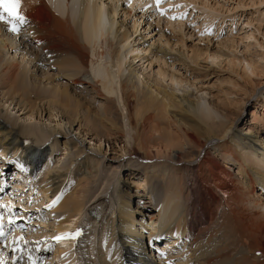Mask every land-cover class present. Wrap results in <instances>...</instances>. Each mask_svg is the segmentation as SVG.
<instances>
[{
  "label": "bare ground",
  "instance_id": "bare-ground-1",
  "mask_svg": "<svg viewBox=\"0 0 264 264\" xmlns=\"http://www.w3.org/2000/svg\"><path fill=\"white\" fill-rule=\"evenodd\" d=\"M143 1L133 0L138 5ZM19 11L27 22L18 25L19 32L14 34H19L23 47L35 46L43 50L41 58L37 59V55L31 57L44 65L46 72L57 68L61 79L79 87L87 84L93 91L97 89L96 93L107 104L105 112L108 116L118 112L111 96L119 95L126 132L122 133L106 116L110 128L103 126L102 134L107 140L126 134L130 143L123 155L144 162L145 171L142 182L133 174H127L125 186L129 181L134 191L121 188L117 195L118 214L116 219L113 218L110 230L116 237V247L121 249L119 260L121 257L123 264H161L164 261L167 264H264V111L259 116L253 112L249 127L244 129L245 139H242L234 135L235 122L228 120L227 115L223 114L226 122L205 121L212 118L214 110L218 112L215 105L209 104L210 109L209 105L192 100L185 92L179 97L156 83L141 87L143 83L134 70L129 69L128 76L116 83L112 70L98 66L93 71V78L98 79L94 82L88 71L89 56L91 60L105 57L121 74L128 55L138 50L131 48L130 39L138 32L139 26L134 21L130 31L123 23L116 22L117 6L108 8L97 0H20ZM6 29L8 25L0 22V102H3L0 112L4 107L13 106V110L17 109L30 121L25 128L8 116L4 120L0 117V160L5 163L0 166L3 168L11 161L16 162L17 172L28 174L30 180L49 150L44 133L32 121L39 118L44 122L43 117L54 121L60 116L55 126L47 129L55 145L65 139L61 144L67 154L71 152L70 146L74 153L79 151L80 145L84 146L86 133L81 126L80 131L74 130L75 125L82 122L81 104L73 102L70 91L50 84L44 85L42 91H34L29 87V68L18 66L12 60L4 63L6 57H10V50H21L14 41L4 39ZM25 50L20 51L23 56L28 54ZM141 52L146 49H139ZM202 56L212 60L220 58L194 52L191 59H186L197 62ZM243 61L254 74L252 62ZM173 78L172 75L171 80ZM87 112L91 110L87 108ZM83 121L90 123L86 115ZM233 135L239 142L233 141ZM92 140L95 143L89 149L95 148L106 158L103 145L97 146L98 138L95 136ZM194 151L196 154L191 156ZM93 157L78 163L75 174L79 177H74L66 186L71 196L63 200L60 210L68 211L55 227V232L78 226L77 217L91 196L90 183L99 164L97 159L96 165H92ZM60 162L61 159L57 161ZM56 168L58 166L48 180V187L42 189L48 198L56 196L66 176ZM115 170L116 177H120L121 171ZM14 186L17 191L24 190L21 184ZM154 186L162 188V193L150 191L146 194L147 189ZM257 189L263 194H258ZM134 198L151 201L144 208L146 212L150 211L147 213L150 215L143 216L141 221L134 218V212L131 213V199ZM106 201V198H97L95 203L100 202V205L88 211L93 223L102 220ZM153 212H156L155 216H151ZM136 222L143 226L142 232ZM146 235L152 241L168 238L160 251V258L157 256L156 259L153 251L150 252ZM60 245L55 256L58 259L72 249ZM174 252L176 255L169 256L171 260L165 257L168 260L161 261L162 254Z\"/></svg>",
  "mask_w": 264,
  "mask_h": 264
},
{
  "label": "rangeland",
  "instance_id": "rangeland-1",
  "mask_svg": "<svg viewBox=\"0 0 264 264\" xmlns=\"http://www.w3.org/2000/svg\"><path fill=\"white\" fill-rule=\"evenodd\" d=\"M97 1L108 8L117 6L115 20L123 23L126 29L132 31L134 21L139 27L138 32L130 39L131 48L134 50L138 48V50L136 53L128 55L121 74L116 68L111 67L105 57L91 60L89 56L88 71L94 82L98 81L93 78L94 68L98 66L112 70L111 72L116 75V83L128 76L129 69L130 71L134 70L143 83L141 87L144 84L151 87L156 83L179 97L185 92L192 100L194 99L196 102L200 100L202 105H215L218 112L213 109L214 115L211 116L213 119L205 121L209 123L226 122L227 119L225 116L223 117V114L227 115L228 120L235 122L234 131L236 130V133L234 135L245 139L244 129L249 127L253 112L255 111L259 116L264 111V0H161L159 7L155 1L151 0L150 3L148 0H144L139 5L133 0ZM172 17H176V19H172ZM108 25L106 16L105 28ZM4 34L6 35L4 39L12 40L16 46H19L17 49H26L25 51L28 52L26 56H23L20 53L21 50H10V57L8 55L4 63L12 60L18 66L29 68V87L34 91H42L44 85L47 84L70 91L73 102L81 104L80 121L82 122L75 125L74 130L77 131L81 126L84 134L86 133L84 146L80 145L77 148L79 150L77 153H74L73 147L70 146L71 152L67 154L61 144L65 139H60V143L55 145V141L51 140L53 138L49 137L50 132L47 129V127L55 126L60 120V116L54 121H48L47 117H43L44 122L39 118L35 119L32 122L36 123L37 128H40L44 133V142L49 150L46 151L43 162L35 170L32 178L28 180V174L18 173L16 162L11 161L3 168L0 166V171H2L0 172V190L6 201L11 203L8 206L14 205V209L9 213L17 216L18 224H15L16 226L25 227L24 231L18 232L20 235L11 233V241L22 243L28 242L30 237L33 238V242L28 243L26 249L32 258L40 256V261L35 259L31 264L33 262L34 264H61V261H64L62 264H119V262L123 264V259L120 257L119 260L118 254L121 249L116 247L114 243L116 237L110 227L113 218L116 219L118 214V192L121 188L127 189V187L134 191L133 187L129 186V181H126L125 186L124 179H127L131 173L134 178H137L136 180H143L145 178L144 162L123 155L130 143L126 134L124 137L122 135L117 138L112 137L113 140H107L103 136V129L110 128V126L105 120V117L108 116V113L106 115L105 112L107 104L96 93L97 89L93 91L87 84L79 87L77 84L61 79L57 68L46 72L47 68L31 57L37 55V59L41 58L43 56L41 48L23 47L20 45L19 34H14L7 29ZM140 38L142 39L137 41ZM141 48L146 49V52L139 53ZM194 52H205V54L220 58L212 60L202 56L197 62L193 59H186V57L191 59ZM137 55H140V58H136ZM245 59L252 62L254 74L251 73L247 62L243 61ZM172 75L174 76L173 80H171ZM111 98L115 101L114 104L118 112H114L108 117L123 133L126 123L119 107V95L115 94ZM2 103L0 102V105ZM87 108L91 110L90 114L87 112ZM85 115L90 123H84L83 116ZM6 116L13 121L17 120L18 125L25 128L30 121L17 112V109L13 110V106L4 107L0 112V117L3 120ZM234 135L233 141L239 142ZM95 136L99 141L97 146L103 145V150L107 153L106 158L96 152L95 148L89 149L91 144L95 143L92 140ZM229 141L231 142V140ZM233 141L231 144H234ZM243 146L247 147L248 145ZM82 151L84 152L80 154ZM78 154L80 155L76 158ZM194 154H196L195 151L191 152V156ZM88 157H93L92 165H96L97 159L99 164L95 167V177L90 183L91 196L86 200L87 204L80 215L81 218L77 217L79 224L76 227L72 225L69 229L55 232V227L68 211L60 210V208L63 200L71 196V192L66 191L69 182L74 177H79L75 174L78 163L84 162ZM60 159L61 162L57 163ZM2 163L4 162L0 160V165ZM56 166H58L56 169L63 175L65 173L66 176L60 191L49 199L43 194L42 189L48 187V180ZM115 169L121 171L120 177H116ZM236 173L237 171H235ZM14 183L24 186V190H15L14 185L19 184ZM150 191L160 194L162 188L154 186L151 190L147 189L146 194ZM257 193L263 194L259 189H257ZM97 198H106L107 200L106 211L102 213V220L98 224L93 223L88 214L89 210L100 205V202L95 203ZM150 202L149 199H131V213L134 212V218L137 221H141L145 215H150L147 214L150 211L146 212L144 209ZM93 203L95 204L91 207ZM5 211L7 210L5 209ZM155 213L153 212L151 216H155ZM136 225L142 232L143 226L139 222H136ZM196 226L199 225L196 223ZM77 231L80 232V235L75 239H62L60 242L54 241L52 244L46 240L49 237L55 238L56 235L62 236L64 233L74 234ZM145 237L150 252L153 251L152 255L156 259L157 256L160 258V251L165 247V239L168 238L152 241L148 240L147 235ZM81 238H83L82 241H80ZM59 245L63 248L68 246L72 248L70 253L61 259L55 258L58 255L56 249ZM173 255H176V252L170 255L162 254L161 261H164L165 257L170 259L169 256ZM185 259L183 257V263H185ZM161 264L167 263L164 261Z\"/></svg>",
  "mask_w": 264,
  "mask_h": 264
},
{
  "label": "snow or ice",
  "instance_id": "snow-or-ice-1",
  "mask_svg": "<svg viewBox=\"0 0 264 264\" xmlns=\"http://www.w3.org/2000/svg\"><path fill=\"white\" fill-rule=\"evenodd\" d=\"M157 7H159L161 0H155ZM20 9V0H0V22L8 25V31L12 33H18V25L25 24L26 17L22 15L19 11ZM163 15V13H161ZM7 17V19H5ZM176 19V17H172ZM59 199V198H57ZM80 232L77 231L73 233H64L62 236H56L55 239L60 241L62 239H75L76 236H79ZM31 259V257H29ZM34 264V262H33Z\"/></svg>",
  "mask_w": 264,
  "mask_h": 264
},
{
  "label": "trees",
  "instance_id": "trees-1",
  "mask_svg": "<svg viewBox=\"0 0 264 264\" xmlns=\"http://www.w3.org/2000/svg\"><path fill=\"white\" fill-rule=\"evenodd\" d=\"M1 191V190H0Z\"/></svg>",
  "mask_w": 264,
  "mask_h": 264
}]
</instances>
